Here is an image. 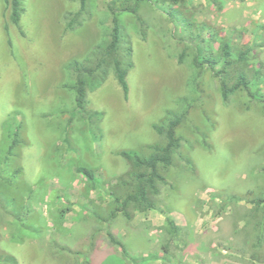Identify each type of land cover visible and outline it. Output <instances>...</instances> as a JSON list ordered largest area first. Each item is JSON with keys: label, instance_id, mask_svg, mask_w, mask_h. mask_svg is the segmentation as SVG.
I'll return each mask as SVG.
<instances>
[{"label": "rangeland", "instance_id": "1", "mask_svg": "<svg viewBox=\"0 0 264 264\" xmlns=\"http://www.w3.org/2000/svg\"><path fill=\"white\" fill-rule=\"evenodd\" d=\"M218 1L220 10L213 0H189L186 8L217 38L250 45L251 63L264 64V0ZM96 3L82 28L66 31L63 15L77 11L78 0H24L18 27L0 0V147L9 148L2 126L23 125V144L0 182V197L4 204L20 202L10 212L22 211L28 225L21 230L0 209V253L18 264H264V214L254 203L264 198V112L248 109L243 94L225 104L210 73L200 88L203 103L178 129L183 142L164 170L158 209L105 221L110 185L129 167L117 154L148 155L146 147L160 141L153 125L178 111L182 99L191 101L196 87L189 85L191 50L189 59L178 60L185 46L177 25L147 9L153 29L146 41L127 27L134 61L128 99L111 77L89 93L88 110L99 114L76 112L75 93L64 87L65 65L102 39L104 3ZM79 164L92 168L103 188L89 191ZM108 233L123 246L113 245Z\"/></svg>", "mask_w": 264, "mask_h": 264}, {"label": "trees", "instance_id": "2", "mask_svg": "<svg viewBox=\"0 0 264 264\" xmlns=\"http://www.w3.org/2000/svg\"><path fill=\"white\" fill-rule=\"evenodd\" d=\"M97 0H78L79 9L69 11L63 15V23L66 31H76L82 28L96 13ZM104 7L101 8V25H105L102 39L91 48V50L80 59H73L65 65V72L68 75V82L64 87L75 93V111L94 117L99 113H90L88 110L89 93L97 91L109 79L113 78L122 88L124 96L128 99L129 84L128 74L134 68L133 48L128 42L129 33L127 27L132 25L135 33L141 40L146 41L153 25L145 14L147 9L158 10L162 16L177 25L180 32L179 42L183 43L185 49L179 55V62L183 63L189 59V50L192 54L191 67L194 74L189 80L193 89L192 100L185 98L181 100V108L162 122L153 125V129L159 135L160 141L149 145L148 155L135 151H121L117 155L124 158L128 164V170L112 181L109 188L111 204L107 210L106 222L112 224L119 217L132 220L134 213H148L158 209L159 197L162 188L167 184L164 170L173 166L174 157L181 148L183 139L178 135V129L187 122L191 109L203 103V92L200 90L206 85V76L218 82L219 92L225 104L237 94L246 97L250 107L264 112V92L260 87L264 85V64L251 63L253 49L250 45L234 42L227 36L218 37L217 32L208 30L187 11L189 0H102ZM219 10L222 5L218 0H213ZM7 9H10V22L19 26L22 15L25 11L24 0H5ZM155 12V11H154ZM208 31V37L205 36ZM217 38V39H216ZM218 47H214V43ZM190 101V102H189ZM71 123V121H69ZM4 141L7 142L8 150L0 147V182L6 179L5 173L14 157L15 150L23 144V125L20 122L14 129L3 128ZM5 145V143L3 144ZM205 147L209 145L205 143ZM6 150V151H5ZM77 172L84 176L90 185L89 191L101 187L95 171L82 164L77 165ZM20 170H14L13 178L16 180ZM6 182V181H5ZM103 184V183H102ZM0 197V209L4 216L14 217L16 222L21 223L20 229L27 230L28 225L21 217L22 211L18 214L10 212V206L20 202L10 199L6 204L2 203ZM256 211L264 214V198L254 202ZM22 210L24 206L20 207ZM62 211V216L65 215ZM5 220V219H3ZM171 232L178 231V226L171 218H166ZM264 224V216L261 227ZM113 245L121 247L122 243L117 241L112 233H108ZM94 239V235L91 237ZM263 238H259L261 244ZM95 243H90V252L95 250ZM76 254H80L77 252ZM91 264L89 261H84ZM0 264H18L16 257L10 254L0 253Z\"/></svg>", "mask_w": 264, "mask_h": 264}]
</instances>
